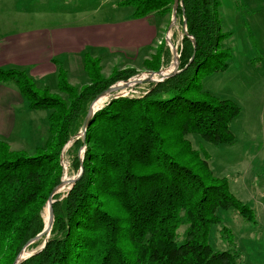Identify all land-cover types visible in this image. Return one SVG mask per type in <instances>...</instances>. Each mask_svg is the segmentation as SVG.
Masks as SVG:
<instances>
[{
  "label": "trees",
  "instance_id": "16d2710c",
  "mask_svg": "<svg viewBox=\"0 0 264 264\" xmlns=\"http://www.w3.org/2000/svg\"><path fill=\"white\" fill-rule=\"evenodd\" d=\"M173 4L118 3L132 7L138 19L171 15ZM183 5L181 71L150 82L142 96L107 101L91 119L85 142L79 134L92 101L139 69L105 76L102 60L87 53L86 85L71 84L68 70L59 68L57 87L64 99L38 87L27 69L0 67V82L13 84L29 109L50 111L49 137L36 154L0 140V264H13L44 230L48 199L64 177L62 153L71 141V170L79 173L83 155L84 173L53 196L50 235L45 245L46 236L31 244L28 250L40 249L19 264H238L239 252L216 251L209 244L210 228L221 222L219 208L234 209L249 221H256V212L231 191L227 177L214 173L209 152L190 138L198 135L215 145L237 141L231 124L241 107L206 91L199 78L228 67L231 52L222 42L230 33L223 31L220 0H183ZM160 51L144 61L145 68L157 71L161 62L170 63V49L163 52L164 61ZM223 232L230 237L229 229Z\"/></svg>",
  "mask_w": 264,
  "mask_h": 264
},
{
  "label": "rangeland",
  "instance_id": "374dc122",
  "mask_svg": "<svg viewBox=\"0 0 264 264\" xmlns=\"http://www.w3.org/2000/svg\"><path fill=\"white\" fill-rule=\"evenodd\" d=\"M120 1L0 0V35L12 33L13 30L21 31L23 28L52 27L69 23L75 26H88L129 22L131 25L137 19L133 16L134 9L121 7L118 5ZM220 2L223 31L230 33L222 42L231 52L229 65L225 70L209 75L200 74L199 78L206 91L222 99H231L241 107V114L231 124L237 141L233 145H215L204 141L198 135H191L190 138L195 146L203 145L209 152L214 173L227 177L231 191L256 212V221H249L234 209L219 208L221 222L211 226L208 234L209 244L216 251L239 252L238 264H264V0H220ZM16 9L20 13H17ZM172 15L173 12L164 17L156 13L149 15L152 16L151 24L157 29L155 40L148 51L149 57L151 59L153 56H158L160 50V55L163 57V52L170 49V63L162 66L165 64L163 57L164 62H161L159 69L167 72L174 69V56L167 38L170 37L178 50L186 34L184 22L182 25L178 16L169 30ZM3 16L8 18L10 25L1 18ZM162 43H165L166 47L159 49ZM114 49L110 51L106 46L90 44L89 48H85V53L88 52L93 57L100 56L102 74L105 76L128 67L140 70L137 75L128 80H120L116 82L117 84L124 85L125 81L146 78L149 71H155L145 68L144 62L137 60L139 55L132 54L128 48ZM61 66L68 70L71 84L80 88L89 82L87 72H83L84 64L81 61L74 63L63 59L58 63L55 71L45 76L33 75L27 70L34 77L38 87H48L52 94L66 99L67 95L57 87L58 71ZM160 77L153 75L154 81L131 83L125 90L110 95L109 100L119 96H142L149 92V83L158 81ZM25 104L13 105L14 120L7 130L0 134V140L7 141L13 150H23L29 155H34L37 148L44 145L49 137L50 111L31 110ZM71 144L72 141L62 153L64 180L77 175L71 170L72 157L67 151ZM70 186V183L65 184L60 192L67 191ZM46 212H48L47 207L45 217ZM223 228L229 229L230 237L227 236L229 233L225 235ZM39 249L40 247L27 251L34 253Z\"/></svg>",
  "mask_w": 264,
  "mask_h": 264
},
{
  "label": "crops",
  "instance_id": "0c3cea01",
  "mask_svg": "<svg viewBox=\"0 0 264 264\" xmlns=\"http://www.w3.org/2000/svg\"><path fill=\"white\" fill-rule=\"evenodd\" d=\"M15 11L20 13L17 9ZM1 18L10 25L7 17ZM151 18L152 16L139 18L141 20L137 18L131 25L129 22L88 26L69 23L13 30L12 33L0 35V67L26 68L33 75L45 76L55 71L63 59L74 63L81 61L84 64V56L88 53H85V48H89L90 44L106 46L110 51H114V48H128L132 54L139 55L137 60L144 62L150 59L148 51L157 30L151 24ZM17 103H26L18 89L11 83L0 82V134L14 120L12 110Z\"/></svg>",
  "mask_w": 264,
  "mask_h": 264
},
{
  "label": "water",
  "instance_id": "95a60500",
  "mask_svg": "<svg viewBox=\"0 0 264 264\" xmlns=\"http://www.w3.org/2000/svg\"><path fill=\"white\" fill-rule=\"evenodd\" d=\"M179 6H184L183 5V0H174V4H173V15H172V20H171V24H170V28L169 30L172 28V26L175 24L176 20H177V16H178V9H179ZM183 10H184V7H183ZM184 30H185V33L187 34V27H186V18L184 16ZM193 42H194V46L196 47L197 45V42L194 38H192ZM167 41L169 42V44L171 45V48H172V52H173V56H174V69L167 72L165 70H158V71H149V75L146 77V78H135L133 81H125L126 83L124 84V88H128L131 83H134V84H137V83H144V82H148V81H154L153 79V75H159L161 76L160 79L158 81L155 80V82H160V81H163L169 77H172L174 76L175 74H177L178 72H180V55L178 54V50L177 48L173 45L170 37L168 36L167 38ZM194 57H192L191 60H193ZM117 84V83H116ZM114 84L112 86H110L109 88H107L106 90H104L103 92H101L91 103L90 107H89V110H88V113L86 115V118H85V122H84V125H83V128L80 132V136L83 138V141L85 142L86 141V133H87V129L91 123V119L94 117L95 113L101 109L102 107L98 108L97 110H95V106H97L98 104V101L99 99L102 97V96H106V95H112L114 94L115 92H118L120 91L122 88L120 86V84ZM121 88V89H120ZM63 156V155H62ZM83 160H84V156L82 155L81 156V167H80V171L79 173L73 177V178H70L68 180H64L62 179V181L60 182L59 185H57L54 190L52 191V194L51 196L49 197L48 199V203H47V207H48V212H49V221L48 223L46 222L45 220V228L44 230L39 233L38 235H36L34 238H32L31 240H29L27 242V244L24 246V248L21 250V252L18 254V256L16 257L15 261L13 264H19L20 262H22L23 260L27 259L28 257L32 256L34 253H29L28 255H24L25 254V251L28 250V247L35 243L36 241L40 240L41 238H43L44 236H46V239H45V242H44V245L47 241V238L49 237L50 235V232L52 230V227H53V224H54V219H55V213H54V207H53V203H54V200H53V196L56 194V193H59L60 190H61V187H63L65 184L67 183H70L71 185L74 184L84 173V167H83ZM72 187V186H71ZM70 187V188H71ZM69 188V189H70ZM44 245L41 247V249L44 247Z\"/></svg>",
  "mask_w": 264,
  "mask_h": 264
},
{
  "label": "bare ground",
  "instance_id": "6f19581e",
  "mask_svg": "<svg viewBox=\"0 0 264 264\" xmlns=\"http://www.w3.org/2000/svg\"><path fill=\"white\" fill-rule=\"evenodd\" d=\"M121 86V88L123 89V90H125L126 88H124L123 86V84L122 85H120ZM120 88V89H121ZM121 89V90H122ZM119 94V93H118ZM107 96V97H106ZM106 96H102L100 99H99V101H98V104H97V106H95V110H97L98 108H100V107H102L103 105H105V103L109 100V95H106ZM106 97V98H105ZM47 209H48V207H47ZM46 221H47V223H48V221H49V212H46ZM29 254V252L26 250L25 251V254L24 255H28Z\"/></svg>",
  "mask_w": 264,
  "mask_h": 264
}]
</instances>
